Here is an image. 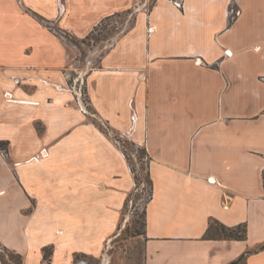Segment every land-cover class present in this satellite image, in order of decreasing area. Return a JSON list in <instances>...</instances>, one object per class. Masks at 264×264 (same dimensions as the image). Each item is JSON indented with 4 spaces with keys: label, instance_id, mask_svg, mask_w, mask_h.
Wrapping results in <instances>:
<instances>
[{
    "label": "crops",
    "instance_id": "1",
    "mask_svg": "<svg viewBox=\"0 0 264 264\" xmlns=\"http://www.w3.org/2000/svg\"><path fill=\"white\" fill-rule=\"evenodd\" d=\"M6 1L0 0V248L21 254L25 264H43L45 246L52 247L50 264H74L75 250L99 257L122 218L127 191L120 188L133 177L119 149L104 140L71 143L81 149L83 173L59 177L58 166L62 171L72 160L63 146V152L49 146L50 137L91 128L76 124V106L56 86L47 88L51 102L42 89L28 91L27 85L42 86L40 76L23 82L34 70L50 72L45 82L55 84L58 56L10 32L19 13L11 14ZM24 1L49 17L58 14L57 0ZM128 10L131 26L90 69L87 85L97 112L151 155L152 191L137 236L143 264H264V0H182L181 6L66 0L60 22L85 35ZM5 92L15 99L6 101ZM42 117L44 136L35 125ZM106 156L118 163L109 174ZM74 193L81 210L70 201ZM91 199L103 209L96 220L89 218ZM212 220L246 224L247 237L210 238ZM90 222L93 233L71 242L70 230L82 236Z\"/></svg>",
    "mask_w": 264,
    "mask_h": 264
},
{
    "label": "rangeland",
    "instance_id": "2",
    "mask_svg": "<svg viewBox=\"0 0 264 264\" xmlns=\"http://www.w3.org/2000/svg\"><path fill=\"white\" fill-rule=\"evenodd\" d=\"M154 1L155 0H149V5H152ZM6 2L8 3L7 8H9L11 14L17 15L19 13V19L16 18L18 20L15 19L16 21L13 22V26L9 27L10 32L15 35L20 32L27 41L29 40L32 42V45H34L33 43L35 40V48H37V50L52 51L51 53H55L58 56L55 84H46V78L52 77V74L50 72H45L44 69H39L38 66H34V68L40 71L42 70V72L34 70L35 74H26V78L23 82H37L36 79L38 80V76H40L42 78L40 80L43 87L27 85L28 91L33 92L36 88L42 89V94L44 96L48 95V100H50L48 102H51L53 97L49 94L48 89L51 85L56 86L60 98L64 97L76 106V110L72 111L74 115L71 114L73 117L75 116L74 119H76V124L81 125L88 123L91 128V131L88 130L86 133H79L78 131L72 130L67 133H58L56 137L53 135L50 137L49 146L53 147V149L57 148L58 150H60L59 145L63 146L64 149L61 150H65L68 158L72 160L62 171V167L58 166V168H60L59 177H67V174L71 172H73L72 174L75 172L77 175L83 173L81 149L76 147L71 148V143L79 144L84 141L95 142L100 140L115 144L121 153L122 167H125L128 174L133 177L131 186L120 188L122 193L127 191V195L123 197L124 201L121 208L122 218L118 224L117 230L111 237L112 239L107 242L106 249L102 255L96 257L75 250L73 252L74 264H143V245L141 242L137 241V236L144 230L145 207L149 195V184L147 182L149 159L145 151L146 148L143 147L142 143H136L129 132H123L113 128L111 123L97 112V109L91 102L87 85V76L90 69L99 63L101 56L111 47L114 39L131 26L134 13L131 10L123 11L104 19L101 24L90 33L76 35L71 29L61 26L60 20L63 18L66 0H57V11H55V14H58L57 16L55 15V17H49L43 14L41 11L35 9L32 4H28L24 0H7ZM1 6L0 4V9ZM233 10L236 13L238 11L236 8H233ZM22 15L24 17L21 18ZM2 22L0 10V29L2 28L0 31H4ZM9 23L11 25V22ZM32 32L37 34L36 38L33 37L34 33ZM31 33L33 35H31ZM37 63H39V65L45 64L44 62ZM5 93L9 95L6 97V101H13L15 99L11 92ZM56 103L59 105L61 102L56 101ZM62 116L63 115H61V117ZM43 118L44 117H42L41 122L35 123L42 136H44L47 131ZM132 142H134V144ZM1 145L7 150V142H1ZM106 150L109 151L108 149ZM43 151L44 156L46 153L48 154L47 149L44 148ZM107 156L106 161L108 164L106 163L105 170L107 174H109V172H114L115 168L116 170L118 169V163L109 164L110 161L112 162V159ZM69 170L71 172H69ZM136 177L138 179H136ZM59 182L55 181L56 186L59 185ZM74 194L76 196L72 194L70 198L73 208L75 210H77V208L81 210V202L78 201V194ZM90 204L91 211L89 213V218L92 215L91 217L96 220L98 213H102L103 209L101 210L100 207H95L94 205H96L97 202L94 204L92 199L90 200ZM76 213L82 215L80 212ZM99 216L101 217V215ZM93 219L89 220L92 221ZM93 231L94 229L91 222L83 226L81 230L82 236L78 235L76 237V232L74 233L73 230H70L71 242L75 244L77 242L80 243L83 235V239H86ZM211 233H216L215 227H213ZM13 252L16 251L0 248L1 260L3 259L2 264H25L23 256L20 254V257H18L12 254ZM52 252L51 246L43 247V264L51 263Z\"/></svg>",
    "mask_w": 264,
    "mask_h": 264
},
{
    "label": "trees",
    "instance_id": "3",
    "mask_svg": "<svg viewBox=\"0 0 264 264\" xmlns=\"http://www.w3.org/2000/svg\"><path fill=\"white\" fill-rule=\"evenodd\" d=\"M234 17H235V14L231 16V22L233 21ZM107 18H109V17H107ZM100 24L101 23H99V25ZM99 25L95 26L94 29H96ZM132 143L134 144V142H132ZM145 151H146V154L148 155V159L150 162L151 155L146 149H145ZM136 179H138V178L136 177ZM147 182L149 184V193H148L149 195L147 197L146 202L149 200L150 195H151V191H152V179H151V175H150L149 166H148V172H147ZM144 226H145V223H144ZM213 227L216 228L215 234L211 233V231L213 230ZM208 237H210V238H221V239H245L247 237V225L246 224H239L237 226H226L217 220H212L209 231H208ZM12 254L20 257V254L17 252H13ZM0 257L2 258V256H0ZM2 261H3V259H2Z\"/></svg>",
    "mask_w": 264,
    "mask_h": 264
},
{
    "label": "built area",
    "instance_id": "4",
    "mask_svg": "<svg viewBox=\"0 0 264 264\" xmlns=\"http://www.w3.org/2000/svg\"><path fill=\"white\" fill-rule=\"evenodd\" d=\"M175 3H176L177 5H179V6H181V4H182V0H175Z\"/></svg>",
    "mask_w": 264,
    "mask_h": 264
},
{
    "label": "bare ground",
    "instance_id": "5",
    "mask_svg": "<svg viewBox=\"0 0 264 264\" xmlns=\"http://www.w3.org/2000/svg\"><path fill=\"white\" fill-rule=\"evenodd\" d=\"M47 154V153H46Z\"/></svg>",
    "mask_w": 264,
    "mask_h": 264
}]
</instances>
